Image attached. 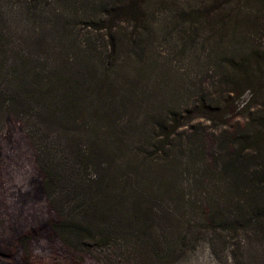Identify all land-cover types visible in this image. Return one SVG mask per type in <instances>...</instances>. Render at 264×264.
I'll return each instance as SVG.
<instances>
[{"label": "trees", "instance_id": "1", "mask_svg": "<svg viewBox=\"0 0 264 264\" xmlns=\"http://www.w3.org/2000/svg\"><path fill=\"white\" fill-rule=\"evenodd\" d=\"M251 1L214 0L197 7L193 0H0V119L4 114L40 109L48 121L58 118L71 123L75 111L88 108L91 100L101 103L110 115L129 102L153 100L155 106L163 102L151 116V139L159 140L137 148L135 157L142 153L167 161L172 150L178 151L175 162H169L173 163L169 181L159 185L152 176L142 175L140 163L133 158L119 159V154L135 151L124 142L121 130L113 143H92L91 149V145L72 149L63 145L56 161L50 148L41 151L37 156L40 186L53 213L48 225L63 245L86 254L115 243L120 236L124 248L138 254L141 263H166L199 238L198 231L185 241L190 230L183 228V220L174 212L168 216L169 226L178 222L179 229L175 225L178 230L165 238L156 232L152 221L161 217L168 193L184 207L200 192L207 198L205 210L215 211L213 221L236 230H264V41L252 34H263L264 21L246 8ZM162 5L175 16L170 15L171 30L160 37L153 19ZM205 24L219 35L214 34L215 41L202 36ZM76 28L87 29L98 42L79 43L73 35ZM170 40L174 43L164 62L153 61V44ZM29 44L37 48L40 59L33 60L36 50ZM205 50L206 66L216 63L215 70L203 75L208 81L195 79L198 83L182 93L189 95L185 104L172 102L175 96L169 101L161 98L159 81L164 80L160 76L168 78L179 71L175 65L180 59L192 63L189 56L195 52L194 58L201 61ZM125 61L136 65L128 71ZM97 66L104 73L98 75ZM150 68L158 70V80L153 78L150 90H138L147 84L143 77ZM231 111H237L238 119L230 123ZM195 118L224 125L214 136L224 144L222 153H204L200 145L204 127L200 120L192 122ZM189 120L192 124L185 129ZM112 126L120 128L115 119ZM187 157L201 173H192L188 178L192 183L184 186Z\"/></svg>", "mask_w": 264, "mask_h": 264}, {"label": "rangeland", "instance_id": "2", "mask_svg": "<svg viewBox=\"0 0 264 264\" xmlns=\"http://www.w3.org/2000/svg\"><path fill=\"white\" fill-rule=\"evenodd\" d=\"M213 1L193 0V3L200 7L204 4L208 6ZM246 8L255 18L259 17L261 21H264V4L260 0L251 1ZM158 9L160 12L154 15L153 25L158 30V35L162 37L165 34L163 33L164 30H171V16L174 17L175 15H171V10L166 6H159ZM21 25L27 28L23 20ZM203 29L202 36L212 37L211 40L215 41L217 36L214 34L217 33L210 31L208 24H205ZM24 33H27V30ZM252 34L256 37L259 36L264 41V32L263 34H257V32ZM73 35L76 36L79 43L85 46L89 43L95 42L96 44L98 42L95 41V35L87 32V29L76 28ZM173 43L174 40L154 43L151 53L153 61L156 60L162 64L167 53L171 52L170 46ZM30 47L36 50V52L33 50V60L40 59L37 56L39 53L37 48H34V45H30ZM206 52L205 50L204 55L200 56L201 61L195 59L198 52H195V55L191 53L192 55L189 57L192 63H188L184 58L180 59V62L177 61V65H175V69H179V71L174 70L168 78L160 76V79L164 80L159 81L161 82V98H166L169 101L175 96L171 100L172 102L185 104L189 95L182 93H187V88L190 89L192 84L198 83V80L197 82L194 80L199 78L203 82L208 81V78L204 79L205 76L203 75H206V71L210 72L209 69L215 70L216 63L213 60L206 66ZM199 54L201 55L200 51ZM33 60L31 64H34ZM124 65L128 71H131V68L135 67L136 64L125 61ZM172 65L174 64L172 63ZM204 69L207 70L204 71ZM97 72L98 75L104 73V68L97 66ZM157 72L158 70L154 72L152 68L147 70L143 77L147 84L138 90L153 88V78L158 80ZM112 75L114 74L112 73ZM122 78V72H120L118 79L121 81ZM181 89L184 90L180 92ZM149 93L143 94L145 98ZM151 93L153 94V91ZM178 96H183L182 100L178 99ZM246 98L247 95L245 94L242 100ZM90 102L87 104L88 108L75 111V121H71V123H63L58 118L48 121L39 114L40 109L19 111L14 115L12 113L4 114L0 119V264H264V230L260 232L255 227L251 230H236L227 224L221 225L222 222L219 220L213 221L212 216L216 215L215 211L213 212L210 208L205 210L203 203L206 202L207 198L202 196L200 192L194 193L190 202L184 207L181 206L177 198L175 199L169 193L166 194L164 197L166 199H163L162 202L164 206L161 208V217L152 221V226L153 222L156 225L154 228L156 232L164 238L168 237L174 229L176 231L179 229L180 223L178 222L175 223L178 229L175 225H173L174 227L169 226L171 220L168 216L173 212L176 217L178 216L183 220L181 222L183 228L190 230L185 241H189L199 231L198 239L190 242L187 249L185 248L183 252L166 263L154 261L141 263L136 256L138 254L124 248V239L120 236L115 238V243L96 247L86 254L63 245L48 225L53 219V213L40 186L41 172L37 167V156L41 155V151H47L50 148L55 153L52 158L56 161L61 158L59 151L63 145L72 149L76 146L87 148L92 143H99L100 145L113 143V137L121 130L124 132V142L134 146L135 151L128 156L119 154V159L125 160L127 157H131L134 161L139 162L142 175L152 176L153 183L156 185H159L164 179L169 181L170 177L167 175L171 171L168 168L173 165L169 162H175L174 156L177 150H172L173 152L167 161L153 160V158L151 159L152 155L148 156L142 153H138L135 157L137 148H141L142 145L149 147L150 144H156L159 140L158 138L157 140L151 139L153 136L151 128L153 127V117L151 116L156 113L160 105L163 107V102H157L156 106L153 100H140L134 105L129 102L125 108L114 115H110V112L97 100ZM92 112L93 114H91ZM236 112L231 111L228 114V122L231 123L238 119ZM112 119L116 120L120 128L112 126ZM198 120L204 127L200 141L204 153L207 156H213V152L216 150H220L222 153L221 149L224 144L220 142L221 140L217 142L219 137L214 136L215 134L219 135V130H222L224 125L203 118H195L192 122ZM190 121L184 122L185 129H188V126L192 124ZM213 125H216L214 129L212 128ZM119 144L120 142L116 143L115 146ZM92 146L89 148L91 149ZM72 155H69L70 159L74 160ZM184 164L183 168H187V173L182 175V183L186 186V184L192 183L188 179L192 177V173H199L200 170L195 167L196 162L193 161L192 164L188 157L185 158ZM130 171L132 172V169ZM144 256L142 255V258Z\"/></svg>", "mask_w": 264, "mask_h": 264}]
</instances>
